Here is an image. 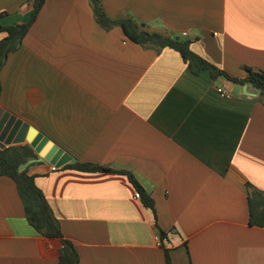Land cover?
<instances>
[{
  "label": "crops",
  "instance_id": "crops-1",
  "mask_svg": "<svg viewBox=\"0 0 264 264\" xmlns=\"http://www.w3.org/2000/svg\"><path fill=\"white\" fill-rule=\"evenodd\" d=\"M101 2L113 20L191 40L233 78L264 71V0ZM32 10L0 0V24H25ZM93 11L90 0H46L1 74L0 121L8 112L76 162L133 174L153 198L157 219L125 174L28 162L79 264H167L166 251L173 264H264V200L252 218L246 187L264 195L259 91L195 75L175 50L107 31ZM18 195L0 176V264H59L60 242L31 226Z\"/></svg>",
  "mask_w": 264,
  "mask_h": 264
},
{
  "label": "trees",
  "instance_id": "trees-1",
  "mask_svg": "<svg viewBox=\"0 0 264 264\" xmlns=\"http://www.w3.org/2000/svg\"><path fill=\"white\" fill-rule=\"evenodd\" d=\"M90 1L94 10L93 13L96 22L105 30L111 31L116 27H121L127 35L126 37L135 44L153 46V48L173 49L183 57L184 63L193 74L200 75L204 71H209L214 80L222 77L234 83L252 85L253 88L259 90V99L264 101V71L254 72L252 69L247 68L246 71L248 76L246 79L233 78L199 56V54L193 50L191 40L180 39L147 30L131 20V18L113 20L106 14L101 0ZM31 3L33 10L31 19L27 23L16 26H3L0 24V32L6 34V36L0 41V98L3 91L1 74L7 58L12 52L15 53L20 49L24 38L27 33L30 32L31 27L36 21L40 10L43 9L46 0H31ZM3 15L4 13L0 14V18ZM33 149L34 148L29 144L11 148L8 147L3 150L0 149V176L8 177L15 183L19 193L18 196L24 206L25 215L31 226L45 238L60 242L59 264H79V254L73 245V242L64 237L58 219L46 198V194L37 186L35 178L28 175V170L20 171L21 166L26 165L31 160L34 161L38 159V156ZM66 167L84 173L119 172L125 174L131 183L135 185L137 191L141 193V201L144 206L151 209L156 216L153 198L140 186L137 180L133 177V174L126 171H115L96 163H82L80 161ZM246 187L249 191V205L251 216L253 218V207L254 203L257 202L256 197L260 198L258 200H264V195L249 183L246 184ZM167 238V233L161 231L162 241ZM166 262L167 264H173L169 251H166Z\"/></svg>",
  "mask_w": 264,
  "mask_h": 264
},
{
  "label": "water",
  "instance_id": "water-1",
  "mask_svg": "<svg viewBox=\"0 0 264 264\" xmlns=\"http://www.w3.org/2000/svg\"><path fill=\"white\" fill-rule=\"evenodd\" d=\"M1 114L2 111H0ZM26 144L34 148L39 161L49 162L51 165H55L57 169L76 162V159L65 153L56 143L29 123H25L6 112L0 121V149ZM26 166L27 164L21 166L20 171H24Z\"/></svg>",
  "mask_w": 264,
  "mask_h": 264
},
{
  "label": "built area",
  "instance_id": "built-area-1",
  "mask_svg": "<svg viewBox=\"0 0 264 264\" xmlns=\"http://www.w3.org/2000/svg\"><path fill=\"white\" fill-rule=\"evenodd\" d=\"M219 92H220L222 98H226V99L231 98V94H230L229 91L219 89ZM52 169H53V170H56V171L58 170L56 167H53ZM136 199H137V200L142 199L141 193L137 192V194H136ZM157 241L159 242V244L162 243V239H161L160 236L158 237Z\"/></svg>",
  "mask_w": 264,
  "mask_h": 264
},
{
  "label": "rangeland",
  "instance_id": "rangeland-1",
  "mask_svg": "<svg viewBox=\"0 0 264 264\" xmlns=\"http://www.w3.org/2000/svg\"><path fill=\"white\" fill-rule=\"evenodd\" d=\"M174 37H177V38H180V39L183 38V37H181V36H178L177 34H174ZM238 90H240V87H237V90H236V91H238Z\"/></svg>",
  "mask_w": 264,
  "mask_h": 264
}]
</instances>
